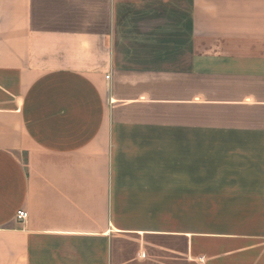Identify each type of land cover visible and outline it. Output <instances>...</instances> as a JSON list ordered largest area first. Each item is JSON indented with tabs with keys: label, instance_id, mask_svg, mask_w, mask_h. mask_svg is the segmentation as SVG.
Listing matches in <instances>:
<instances>
[{
	"label": "crops",
	"instance_id": "0c3cea01",
	"mask_svg": "<svg viewBox=\"0 0 264 264\" xmlns=\"http://www.w3.org/2000/svg\"><path fill=\"white\" fill-rule=\"evenodd\" d=\"M146 1L0 0V264H264V0Z\"/></svg>",
	"mask_w": 264,
	"mask_h": 264
},
{
	"label": "built area",
	"instance_id": "2783aa9c",
	"mask_svg": "<svg viewBox=\"0 0 264 264\" xmlns=\"http://www.w3.org/2000/svg\"><path fill=\"white\" fill-rule=\"evenodd\" d=\"M109 76H110V75H106L105 78H106V79H109ZM27 216H28L27 211H25V210H23V209L19 210V211L17 212V214H16V218H17V219H20V220L26 219Z\"/></svg>",
	"mask_w": 264,
	"mask_h": 264
},
{
	"label": "rangeland",
	"instance_id": "374dc122",
	"mask_svg": "<svg viewBox=\"0 0 264 264\" xmlns=\"http://www.w3.org/2000/svg\"><path fill=\"white\" fill-rule=\"evenodd\" d=\"M147 1H148V0H147ZM147 1H146V2H147ZM134 6H135V5H134ZM140 7H141V6H140L139 4H138V6H135L136 9H138V8H140ZM136 11H138V10H136ZM163 206H164V205H163Z\"/></svg>",
	"mask_w": 264,
	"mask_h": 264
}]
</instances>
